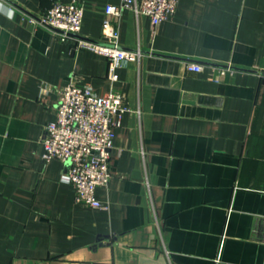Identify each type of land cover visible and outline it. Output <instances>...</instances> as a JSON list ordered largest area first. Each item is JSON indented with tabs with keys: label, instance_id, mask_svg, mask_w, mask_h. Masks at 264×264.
Segmentation results:
<instances>
[{
	"label": "crops",
	"instance_id": "obj_1",
	"mask_svg": "<svg viewBox=\"0 0 264 264\" xmlns=\"http://www.w3.org/2000/svg\"><path fill=\"white\" fill-rule=\"evenodd\" d=\"M72 1L0 0V264H264V0H181L158 27L111 16L142 52L114 84L105 56L30 23ZM78 1V37L101 42L123 0ZM70 81L130 110L96 192L109 209L77 204L67 164L43 160Z\"/></svg>",
	"mask_w": 264,
	"mask_h": 264
},
{
	"label": "built area",
	"instance_id": "obj_2",
	"mask_svg": "<svg viewBox=\"0 0 264 264\" xmlns=\"http://www.w3.org/2000/svg\"><path fill=\"white\" fill-rule=\"evenodd\" d=\"M181 0H123L119 5H108L102 24V41L93 42L78 37L82 31L84 7L78 0L55 3L38 19L30 23L58 31L63 42L75 38L78 50H91L106 57L108 80H118L117 71L126 62H141L142 52L121 48V31L110 17H121L125 10L150 18L155 27L172 20ZM187 69L202 70L198 64L188 63ZM221 75L226 71L221 70ZM124 95L111 90L99 95L89 85L78 86L70 81L58 88L56 120L46 126L43 141V160H59L67 164L64 179L75 190L77 204L92 209H109L100 201L98 188H107L113 178L112 161L116 131L122 126L126 112Z\"/></svg>",
	"mask_w": 264,
	"mask_h": 264
}]
</instances>
